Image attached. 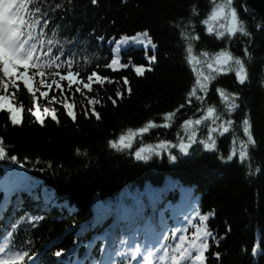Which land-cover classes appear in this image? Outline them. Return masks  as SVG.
Returning a JSON list of instances; mask_svg holds the SVG:
<instances>
[{"label":"trees","instance_id":"16d2710c","mask_svg":"<svg viewBox=\"0 0 264 264\" xmlns=\"http://www.w3.org/2000/svg\"><path fill=\"white\" fill-rule=\"evenodd\" d=\"M220 2L223 0H217ZM45 3L53 7L61 5L54 14L49 12L52 19L46 33L57 32V38L64 41L65 55L75 50L79 63H91L85 75L99 70L116 83L96 85L97 90L87 96L76 91L74 99L69 91L68 99L76 104L77 120L72 121L58 103L55 107L60 123L49 118L46 126L35 121L34 98L26 86L23 91L14 90L15 105L25 108L24 124L12 125L5 112L0 115V138L5 140L10 155H16L25 168L10 160L0 161V202L4 201L6 190L11 193L0 216V242L4 231H11L10 225L20 221L15 242L17 245L25 242L26 247H31L40 264H76L80 260L85 264H91L92 260L112 264L117 259L114 242L116 251L120 250L121 239L154 249L165 243L163 239L157 243L156 238L168 236V229L187 228L186 235L190 236L194 229L186 222L187 218L199 210L209 216L205 224L216 238H209L206 264H264V29L257 28L248 16L244 0H233V6L251 36L235 38L231 44L227 39L219 40L206 33L202 21L210 14L212 0H96L95 4L92 0H45ZM193 6L198 15L193 14ZM189 20L195 25V34L200 36L194 43L193 55L202 60L204 51L215 54L228 49L246 60L249 81L240 85L234 73L220 76L210 85L205 102V106L223 110L221 88L240 96V108L230 115L238 138L237 156L231 161L227 159L233 147L230 132L217 136L215 151L197 144L188 156L173 150L179 155L175 162L168 159L167 152L148 162L135 159L134 152L148 143L161 140L176 143L177 133L186 137L184 121L206 114L196 110L199 105L195 101L192 108L177 113L170 129H153L143 140L137 138L130 152L112 150L110 140L130 128L144 126L149 120L163 124L165 113L186 102L195 84L193 69L201 67L187 63L186 45L180 32L183 23ZM144 30L156 44L153 71L139 77L131 67L120 72L104 67L114 56L110 51L113 45L105 43L108 38ZM101 36L104 41L97 39ZM246 44L251 60L243 52ZM152 54L153 50H149V56ZM122 57L124 62L131 57L135 64L148 63L142 47L129 45L122 49ZM125 76L133 88L130 97L123 83ZM122 88L125 98L120 100L117 93ZM4 94L8 95L7 90ZM52 95L58 97L55 89ZM88 96L101 100L97 105L101 119L90 113ZM41 104L52 106L43 98ZM244 119L250 121L257 145L250 146L249 159L240 162L238 140L247 139ZM210 126V121L196 126L198 139L206 138ZM35 160L44 163L36 165ZM48 163L52 168L47 167ZM41 167L44 171L36 170ZM25 216L30 218L28 222H24ZM31 217L39 219L33 223ZM193 223L198 224V218ZM28 239L32 241L30 246L26 243ZM254 250L259 254L254 255ZM56 251H61L62 256L56 257ZM216 252L220 253L219 260L213 255ZM89 255L91 259L86 260Z\"/></svg>","mask_w":264,"mask_h":264},{"label":"snow or ice","instance_id":"6c2138e0","mask_svg":"<svg viewBox=\"0 0 264 264\" xmlns=\"http://www.w3.org/2000/svg\"><path fill=\"white\" fill-rule=\"evenodd\" d=\"M95 4L96 0H92ZM212 9L206 19L202 21L206 25V33L215 35L219 40L227 39L231 44L235 38L250 37L245 22L239 17L238 9L233 6V0H223L217 3V0H212ZM61 7L56 4L54 7L45 3V0H0V115L5 112L8 114L10 122L14 126H23L24 124V107H18L13 101L16 96L14 90H26L30 92L34 98V109L32 115L35 121L40 126H46V121L50 118L57 124L60 123L56 104H61L66 110V114L72 121L77 120L76 104L70 102L68 93L71 92V98L74 99L76 91L84 95L95 92L96 85L105 86L109 83L115 84L116 81L110 77H105L100 74L99 70L92 71L85 75L91 66L90 62L79 63L76 59L75 50H69L65 55L64 41L57 38L55 30L46 33L47 26L52 17L49 12H55ZM247 11V6H244ZM193 14L198 15L196 7L193 6ZM227 20V26L217 22ZM180 25H178L179 27ZM180 35L186 45V55L188 64L201 65L199 68L194 67L196 74L195 84L191 88L186 97V102L181 103L175 111H169L164 114L163 124H158L155 120H149L144 126L138 129H128L118 138L109 141V146L112 150L118 153L131 151L137 138L143 140L145 134H148L153 129L165 128L170 129L174 120L177 118V113L182 109L192 108L194 101L198 103L197 111L206 113L200 119H187L183 123V129L187 133L186 137H180L177 133L178 140L173 143L168 140H161L157 143H148L146 146L139 147L134 152V157L137 161L148 162L154 157H162L167 152L168 159L172 162L178 160L179 155L188 156L194 145L200 144L205 150L215 151L217 149V136L223 137L230 132L233 133V147L231 155L227 158L231 161L237 156V137L235 136V122L230 118V115L240 108V96L236 93H229L223 88L219 89V96L224 103L223 110L216 106H205L208 99L210 85L220 76H225L234 73L240 85H245L249 81V69L246 67L245 58L234 55L231 50L225 49L216 52L215 54L204 51L203 59H199L194 52V43L200 40V36L195 34V25L189 20L183 23ZM99 41H104V37H98ZM105 43L113 45L110 49L114 54L113 58L104 65L105 68L113 72H120L128 69H134V72L139 77H144L146 72H151L154 69L152 65L156 62L155 48L156 45L152 41L147 30L136 32L134 35L122 34L118 38L110 37ZM141 46L144 49L147 66L135 64L132 58L129 57L127 62H124L122 57V49L128 45ZM153 50L152 55H148L149 49ZM243 52L247 54V59L251 60L247 44L243 48ZM66 69V73L62 70ZM206 69V70H205ZM67 82V89L65 88ZM123 83L127 85L126 92L130 97L133 93V88L127 76L123 78ZM58 94V97L53 98L52 90ZM7 90L8 95H5ZM63 90V91H62ZM117 95L120 100L125 98V90L122 88ZM49 102L52 106L44 107L41 100ZM91 108L90 113L95 114L97 120L101 119V114L97 111V105L101 104V100L88 96ZM116 104V100H112ZM87 109V105L84 106ZM228 117V118H226ZM91 118V116H89ZM206 121L211 122L208 128V134L205 139H198L197 127ZM251 123L248 119L243 120V132L247 139L238 140V155L239 161L243 162L249 159V147H255V140ZM179 155L173 150H177ZM87 155V153H83ZM221 159H224L221 156ZM10 160L14 164H18L21 169L25 168V164L16 155H10L7 150L6 142L0 138V161ZM36 165H41L44 162L35 160ZM48 168H52L50 163ZM37 171H44L41 167ZM256 173L259 174L260 169L257 168ZM249 174H251V164H249ZM11 193L6 190L4 201L0 202V216L8 203V197ZM195 216H189L187 223L192 226L194 231L191 235H186L187 228L168 229V236H159L156 238L157 243L163 239L165 243L159 247L144 248L139 243H135L129 239L119 240V251H116V243L113 244V249L117 259L112 261V264H206V253L209 249V238H216L208 229L205 222L209 216L203 215L199 210H194ZM198 218L199 223H193ZM30 218L25 216L24 222H28ZM39 217H31L33 223ZM17 221L11 224V231L5 230L3 233L2 242H0V264H40L37 253L31 248L26 247L25 242L19 245L15 242L17 235ZM163 224V219L161 220ZM171 240L172 243L168 241ZM27 245H31V239L26 241ZM218 245L219 241L216 240ZM92 247L91 244L88 245ZM254 250V255H257ZM56 257H61L62 252L56 251ZM219 260L220 253L213 254ZM91 259L89 257L85 258ZM76 264H85V261H76ZM91 264H102L95 260Z\"/></svg>","mask_w":264,"mask_h":264},{"label":"water","instance_id":"95a60500","mask_svg":"<svg viewBox=\"0 0 264 264\" xmlns=\"http://www.w3.org/2000/svg\"><path fill=\"white\" fill-rule=\"evenodd\" d=\"M246 13L254 20L257 28L264 29V0H244Z\"/></svg>","mask_w":264,"mask_h":264},{"label":"rangeland","instance_id":"374dc122","mask_svg":"<svg viewBox=\"0 0 264 264\" xmlns=\"http://www.w3.org/2000/svg\"><path fill=\"white\" fill-rule=\"evenodd\" d=\"M226 22V23H225ZM220 23H223V24H225L226 26H227V24H228V21L227 20H224V21H219V22H217V27H219V24ZM131 45V44H130ZM156 45V44H155ZM129 46V45H128ZM134 46V45H133ZM135 47H138V48H140L141 46H135ZM149 50H152L151 48L149 49ZM148 55H149V51H148Z\"/></svg>","mask_w":264,"mask_h":264}]
</instances>
